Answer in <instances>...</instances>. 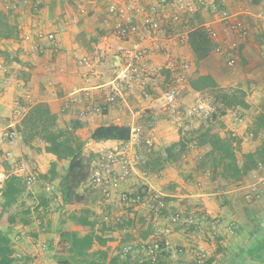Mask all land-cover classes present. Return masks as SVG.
<instances>
[{
  "label": "crops",
  "instance_id": "1",
  "mask_svg": "<svg viewBox=\"0 0 264 264\" xmlns=\"http://www.w3.org/2000/svg\"><path fill=\"white\" fill-rule=\"evenodd\" d=\"M10 1L16 4L15 8L6 9L3 0H0V11H12L17 15L19 35L16 39H0V48L8 51L7 56L0 55V131L9 124L16 127L30 105L44 102L57 115L60 127L73 120L81 123L76 133L85 141L84 153L89 150L101 155L109 150H125L128 155L136 154L134 147L139 143V135L136 143L131 140H90L91 131L100 124L129 125L131 130L139 128V133L146 134L145 140L154 149H160L165 142L179 139V128L173 125L174 121L163 118L166 110L161 92L172 77L165 65L170 58L177 63L191 60L194 65L195 62L187 44L190 17L177 9L175 0L164 3L159 0L141 1L147 10L151 7L156 10L155 16L160 21L155 37L145 41L151 80L145 88L135 85L124 90L114 103L106 101L101 86L103 81L111 78V66L119 59L114 52L103 53L98 48L103 37H109L112 33L113 23L108 12L110 3L117 1L122 4L126 0ZM193 1L198 13L211 3L210 0H203V3ZM213 1H218L223 11L232 2ZM263 3L260 1L254 5L246 1L242 5L257 11ZM222 12L202 23L217 31L214 41L216 45L223 46L224 52L213 51L210 62L201 61L197 68L200 73H210L221 86H225L232 79L227 78L222 82L220 60L225 58L224 55L228 56L226 51L231 46L230 39H237L238 36L224 30ZM38 31L54 33L55 40L40 38ZM233 44L237 47L236 58L246 62L253 72L260 67L264 69V61L263 66L258 67L257 62L252 60L250 46L242 41ZM253 45L258 47L257 44ZM85 55L93 61L94 71L99 74L91 73L79 63ZM257 59L262 62L261 56L258 55ZM204 65L208 66L202 71L201 66ZM190 69L189 65L187 77L195 71ZM240 88L246 91L244 87ZM84 90L89 91L88 101L82 99ZM204 93L190 89L188 84L184 85L178 94V104H186L183 107L186 109L198 100L199 95L203 98ZM246 100L250 104L248 109L237 107L221 118L225 130L233 132L241 140L239 156L243 152L254 151L262 138V135L256 136L249 145L240 132L246 120L241 124L234 121V112L251 113L253 106L248 94ZM18 109L22 113L16 118ZM256 112L254 117L264 113V110ZM183 117L182 114L175 119ZM234 126H238L236 132ZM43 147L44 144L38 140L32 142L31 146L25 145L20 135L12 146L0 138V186L3 178L11 173L14 160L25 162L27 170L35 174L47 173L51 163L56 161L57 171L62 172L65 165L59 168L60 161L53 154L45 152ZM8 149L13 155L5 158L4 151ZM192 157L187 153L179 163H167L156 174L145 173L136 166L131 172L143 173L141 177L147 179L142 181L146 184V190L169 198L170 205L160 222L151 218L148 209L144 210L140 205L142 203L127 205L120 202V192L132 194L139 188L133 178L127 177L109 197L104 195L101 187L92 183L94 193L84 189L89 186V181L78 188L79 193H89L85 206L94 212L96 231L108 239L104 246L108 253L105 264H110L109 260L118 255L123 243L136 244L149 240L158 227L168 223L169 215L176 212L180 214V220L171 223L172 232L169 235L174 249L163 252L159 258L161 264H264V259L249 255L257 235L259 238L264 234V163L242 181L219 183L211 181L207 173L195 170L197 157L194 154ZM95 164L96 161H93L92 165ZM58 181L57 177L52 184L56 186ZM44 190L42 188V193L36 194L32 186L27 187L24 196L26 204L20 214L24 222L12 226L14 248L18 255L19 252L25 254L22 260L15 256V264H57L54 254L58 248L59 229L64 221L66 226H73L66 217L79 206L64 204L57 191ZM115 217L121 221L115 222ZM189 219H192L191 223ZM254 227L258 228L257 231ZM197 249L209 252L202 263L194 258L193 252ZM174 256H177L175 261ZM134 264H138L137 261Z\"/></svg>",
  "mask_w": 264,
  "mask_h": 264
},
{
  "label": "trees",
  "instance_id": "2",
  "mask_svg": "<svg viewBox=\"0 0 264 264\" xmlns=\"http://www.w3.org/2000/svg\"><path fill=\"white\" fill-rule=\"evenodd\" d=\"M247 1L257 5L261 0ZM17 20V15L12 11H0V39L18 37ZM202 22L199 19V13L195 12L193 18L189 19L190 29L187 33V44L197 66L201 61L210 62L211 54L216 46ZM0 55L7 56L8 51L0 48ZM187 81L190 89L208 92L211 95L212 102L216 105V112L205 122L180 128L179 139L163 143L160 149H154L143 137L139 169L145 173L156 174L167 163L177 164L192 148H199L203 151L195 160V170L207 173L211 181L219 183L242 181L246 175L260 168L264 163V113H259L253 122L254 136L262 135L260 143L254 151L243 152L239 156L241 140L232 135V132L225 130L221 118L231 109L250 107L246 100V91L240 87H221L210 73H200L198 70L189 75ZM80 126V122L73 120L66 126L60 127L57 115L50 110L49 106L44 102H36L28 107L16 129L25 145L31 146L32 142L38 140L44 144L45 152L53 154L57 161L66 162L62 172L57 171L55 161L51 163L47 173H36L37 179L46 180L48 183H52V180L58 177V185L54 184L55 190L51 192H59L64 204L79 206L66 217L73 226H66L64 221L59 229L58 248L54 254L56 263L105 264L108 253L104 246L108 239L96 231L94 212L85 206L89 193L77 191L88 181L93 170L92 162L97 161L101 155L94 152L84 153L85 141L76 133ZM131 133L129 125L100 124L91 131L89 139L95 142L107 140L127 142L131 138ZM26 191L27 184L24 176L10 173L3 178L0 186V264L16 262L10 233L13 225L24 220L19 211H12V208ZM145 194L146 186L143 185L137 189L136 193H132L134 197L140 198H143ZM254 228L257 231L258 228ZM258 236L253 247L249 249V255L262 260L264 259V234L259 238ZM96 245L97 248H94ZM109 263L128 264L129 257L118 254L109 260ZM141 264L161 263L159 260L157 263L144 261Z\"/></svg>",
  "mask_w": 264,
  "mask_h": 264
},
{
  "label": "built area",
  "instance_id": "3",
  "mask_svg": "<svg viewBox=\"0 0 264 264\" xmlns=\"http://www.w3.org/2000/svg\"><path fill=\"white\" fill-rule=\"evenodd\" d=\"M141 1L126 0L122 4L121 2L113 1L108 7V12L113 23L112 33L109 37H103L98 49L103 53L114 52L119 59L117 63L111 66V78L108 81L102 82L101 88L105 92V98L108 103H114L124 90L132 88L135 85L145 88L151 80V69L148 63V51L145 41L148 38L155 37L160 28V21L155 16L156 10L153 7L147 10ZM159 1L160 3H164L167 0ZM23 2L25 3L26 0H23ZM199 2L203 3V0H199ZM3 3L6 9H14L16 6L10 0H3ZM175 5L179 11L189 14H193L197 10V6L193 0H175ZM221 19L224 30L227 33L236 34L243 39L247 36V28L243 20L233 17V15L228 14L226 11L222 12ZM206 28L209 36L215 40L217 31L210 26ZM37 33L40 38H46L50 41L55 40V34L52 32L38 31ZM234 48L235 44H232L229 46V50L226 51L228 52L226 59L228 65H233L235 62V56L232 52ZM214 51L223 54V46L217 44ZM79 63L86 66L91 73L99 74L94 71V63L88 56L81 57ZM165 68L171 71L172 77L161 92L164 109L175 117H180L183 114L186 117L211 119L216 112V105L205 98H201L199 94L198 100L192 106L186 108L184 111L179 107L177 98L180 89L188 84L186 73L189 69V63L185 60L177 63L170 58L166 62ZM82 99L83 101L90 99L88 90H84ZM21 113L22 110L18 109L15 112V117L18 118ZM233 118L236 124L244 122L243 117L237 112L233 113ZM138 135L139 128H134L130 140L136 143ZM232 135L235 134L232 132ZM18 136L19 134L14 124H9L0 131L1 140L9 146H12L16 142ZM12 155L13 153L10 149L4 151L5 158H10ZM137 161L138 155H128L125 150L106 151L96 161L88 181L95 186L101 187L104 195L109 197L130 175ZM11 173L24 176L27 186L33 184L36 179V174L29 172L26 163L23 161L14 160ZM141 184L144 186V182ZM45 189L51 192L55 190V186L47 182ZM119 200L127 205L138 204L139 200H142V204H145L151 218L156 222H160L164 218L168 206V201L164 195L149 190H146L143 198L134 197L131 193L123 191L119 194ZM168 220L171 223H176L180 220V214L176 212ZM114 221L120 222L121 219L115 217ZM188 222L191 223L192 219H189ZM170 232L171 228L169 225L160 226L149 240H141L136 244L130 242L123 243L118 249V254L122 257H130L137 261L138 264L144 261L157 263L164 251L174 249L169 236ZM193 253L195 260L199 263L204 262L209 256V252L202 249L194 250Z\"/></svg>",
  "mask_w": 264,
  "mask_h": 264
},
{
  "label": "rangeland",
  "instance_id": "4",
  "mask_svg": "<svg viewBox=\"0 0 264 264\" xmlns=\"http://www.w3.org/2000/svg\"><path fill=\"white\" fill-rule=\"evenodd\" d=\"M55 1H58V0H55ZM210 1H211V3H209V5H207L208 8L199 12V19H201L203 22L205 20H207V21L211 20L215 14L221 13L223 11V7L221 6V4H219L216 1L214 2L213 0H210ZM246 1L247 0H232V2L226 7L227 10L225 9V11H227L229 14L233 13V14H231V15H233V17H238L239 19L243 20L244 25L247 28V36L244 39L240 38V37L235 39L233 37L232 39H230V42H231L230 44L232 45L234 42L237 45L239 41H242L243 43L250 46V49L252 51V54H251L252 58H253L252 60L257 62V66L260 67V66H263V61H264V3L262 4V8L260 7V9H258L257 11H251V10H249L248 7H246L245 5H242ZM261 1L263 2L264 0H261ZM247 2L250 3L249 1H247ZM239 4H241V5L239 6ZM182 12L184 13V11H182ZM183 13L181 15H183ZM55 15H58V14L55 13ZM193 15H194V13L192 15L189 13H186V17L193 18ZM253 44H257L258 47L254 46ZM232 52H233V55L235 56L234 64L228 65L227 60H226L227 56L224 55L225 58L220 60V66H219L220 72H221L220 76H221L222 82H223V80H227V78H229V79H232L230 81L231 83L226 84L225 86H221L220 83H219V85L221 87H224V88L239 87L240 86V87H244L246 89V92L248 94V99H249V101L252 102L253 107H252L251 113L250 112L249 113H245V112L239 113L243 117V120L244 121L246 120V123L244 126L241 127L240 132L242 133V137L245 138V142L249 143V145H250L253 142V139L255 138V136L253 134V131H254L253 130L254 129L253 122L255 121L256 116L254 117V115L257 113L256 111L264 110L263 109L264 108V69L260 67L255 72H253L252 69L247 66L246 62L238 59V57L236 58V55H237V47L236 46H235L234 50H232ZM258 55L262 57V59H261L262 62L257 59ZM188 63L191 66L190 71H192L193 69L199 70L197 68V65L195 63L193 65L191 60H188ZM207 66L208 65L201 66V70L202 71L205 70L207 68ZM257 66H252V68L257 67ZM190 71H189V73H190ZM257 73H259V74L257 75ZM202 97L205 99H208L211 103H213L212 97L208 92H205ZM185 106H186V104H183V105H180L179 107L182 111H184L185 109H183V107H185ZM163 115H165V117H163L164 119L174 121V123L172 122L173 125H175V127L179 128V129L186 127V126H189V127L190 126H196V125H198L199 122L207 121V120L200 118V117H186V116L183 118H180V119H175L177 117L172 116V115L171 116L168 115L167 111L165 113H163ZM234 129H235L234 131L236 132V129H238V126H234ZM145 135H146L145 133H142V132L139 133V143L134 147L135 153H136V155H138V161L135 165L136 167L139 166V163H140L141 158H142L143 146H141V145L143 143L141 144V141H142L143 137H145ZM202 151L203 150L199 149V148H192L188 153H189L190 157H192L193 154H194V157H197ZM88 153H89V150L86 151V154H88ZM27 163H28V161H27ZM64 165L66 166L65 161H60L58 163L59 168H63ZM142 174L143 173L136 174L133 172L128 176V179L133 178L134 180H136L135 185L140 187V186H142V184H141L142 181L147 180V179L145 180L144 178H142L143 177ZM88 185L89 186H87L84 189H89V192L91 194L94 193L95 190H94V188H92L93 185L91 183H88ZM145 185L146 184H144V186ZM30 186H32L33 189H35L36 194H40V193H42V188L45 189L46 180H41V179L36 178L35 182L33 184H31ZM27 187H29V186H27ZM44 191H46V189ZM24 196H25V194L19 199L18 203L13 206L12 211H19V213L21 214V211H23V208L26 204V201L24 200V198H25ZM167 198L168 197H166V199ZM168 199H167V201H168L167 210H168V207L170 205V201ZM139 203H142V200L141 201L139 200ZM140 205H142L144 210L147 208L145 206V204H140ZM169 216H171V215H169ZM165 225H169L170 228L172 226L170 221H168V223H166ZM171 232H172V228H171ZM11 235H13L12 232L10 233V237H12ZM15 241H17V239ZM11 242H12V238H11ZM13 246H14V243H13ZM14 255L17 258H19L20 260L24 259V257H25V254L20 253V252L18 255V251H16V250L14 252ZM176 257L177 256L173 257L174 261L176 260ZM134 263H135V260L129 258L128 264H134Z\"/></svg>",
  "mask_w": 264,
  "mask_h": 264
}]
</instances>
